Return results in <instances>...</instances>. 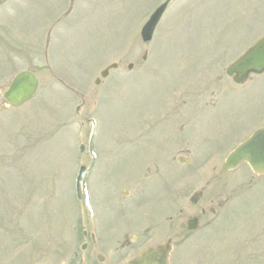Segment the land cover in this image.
<instances>
[{"label": "rangeland", "instance_id": "rangeland-1", "mask_svg": "<svg viewBox=\"0 0 264 264\" xmlns=\"http://www.w3.org/2000/svg\"><path fill=\"white\" fill-rule=\"evenodd\" d=\"M162 1H5L0 25L16 42L0 45V264H16V252H26L29 264H59L63 254L51 252L77 251L80 234L76 233L78 212L72 188L79 165L89 163L90 120L96 123L92 150L99 162L95 173L109 176L112 184L119 183L118 176L124 179L136 172L134 164L145 151L138 143L152 140L147 135L126 146V139L132 137L129 129L133 132L146 125L153 128L160 143L195 144L187 166L176 162L178 154L186 155L184 146L168 151L175 167L167 161L170 172L164 171L166 177L177 175L187 181L184 187L179 184V203L173 206L174 185L171 189L163 186L162 217L168 227L164 226L160 240H172V264H235L231 252H239L237 264H264V180L253 179L245 168L206 186L203 207L219 201L232 206L225 210L226 224L219 225L216 233L209 235L222 220H218L219 211L212 228L204 225L214 219L210 214L201 219L197 234L180 233L177 228L183 221L177 212L191 213L189 194L218 170L224 155L218 145L231 146L251 129L264 126V73L246 86H235L227 79L219 82L215 103L191 101L207 90L213 78L224 77V68L251 45L253 37L264 34V0H171L153 40L144 44L140 28ZM144 54L147 57L142 61ZM113 62L118 68L95 86L99 71ZM130 63L133 68L128 72ZM24 69L38 77L37 95L19 109H3L2 91ZM56 79L82 95L83 102L59 87ZM181 94L182 100H189L179 105L186 108L183 112L179 106L174 110L167 105ZM80 145L84 148L81 154L76 149ZM104 153L122 154L125 166L113 157L99 155ZM102 178L93 173L86 178L87 186H94L91 202L96 208L112 202L108 185L99 198L97 183ZM250 182L255 185L247 187ZM113 186L117 201H128L123 195L128 188V198L136 195L138 200L133 202L140 206L144 199L157 201L156 194L151 199L146 191L136 189V193L127 183ZM129 212L124 217L132 218ZM110 216L109 212L98 215L97 222ZM81 221L85 226L84 215Z\"/></svg>", "mask_w": 264, "mask_h": 264}, {"label": "water", "instance_id": "water-1", "mask_svg": "<svg viewBox=\"0 0 264 264\" xmlns=\"http://www.w3.org/2000/svg\"><path fill=\"white\" fill-rule=\"evenodd\" d=\"M163 8L164 6H161L143 27L141 32L144 40L150 38L151 30H153L156 20L160 18ZM263 70L264 39L249 49L240 60L228 68L227 74H234L233 81L242 83L249 73H260ZM36 87L37 80L34 76L28 72H21L15 76L3 96L9 105L19 107L34 95ZM241 162H246L255 174L264 173V129H258L248 141L231 153L223 167L226 169Z\"/></svg>", "mask_w": 264, "mask_h": 264}, {"label": "flooded vegetation", "instance_id": "flooded-vegetation-1", "mask_svg": "<svg viewBox=\"0 0 264 264\" xmlns=\"http://www.w3.org/2000/svg\"><path fill=\"white\" fill-rule=\"evenodd\" d=\"M125 207H117L118 212L122 213ZM204 214V210L200 211ZM160 217L148 216V214L140 216L135 222L129 224L128 229H136L138 232L130 235L115 237L113 234L104 235L106 239H98L95 243L94 235H90V241L93 246L90 248L86 245L82 252H58L63 254V260L60 264H129L140 252L138 246L148 241L147 234L149 232L148 225H152V229L159 230ZM102 228L99 226L98 230ZM106 229L112 230L110 227ZM53 254V252H51ZM48 264H54L50 262Z\"/></svg>", "mask_w": 264, "mask_h": 264}]
</instances>
